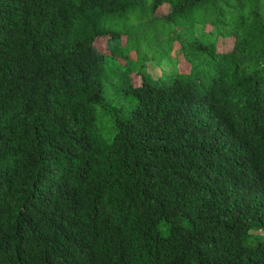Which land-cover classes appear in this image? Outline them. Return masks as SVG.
<instances>
[{
  "label": "trees",
  "instance_id": "16d2710c",
  "mask_svg": "<svg viewBox=\"0 0 264 264\" xmlns=\"http://www.w3.org/2000/svg\"><path fill=\"white\" fill-rule=\"evenodd\" d=\"M260 230L264 0H0V264H264Z\"/></svg>",
  "mask_w": 264,
  "mask_h": 264
},
{
  "label": "rangeland",
  "instance_id": "374dc122",
  "mask_svg": "<svg viewBox=\"0 0 264 264\" xmlns=\"http://www.w3.org/2000/svg\"><path fill=\"white\" fill-rule=\"evenodd\" d=\"M165 10V6H162L158 9V13L161 14L163 11ZM140 20L136 19V18H132L130 19L129 21L127 19H123V18H119V19H115L111 22L112 24V27L116 30H121V29H127L130 27V24L129 23H132L134 26L136 25H139L137 24ZM97 46L104 50L105 49V45H104V41L102 39H99L97 41ZM186 69V67H183ZM136 81H138L136 79ZM258 234H261V235H264V231L260 230V233Z\"/></svg>",
  "mask_w": 264,
  "mask_h": 264
}]
</instances>
